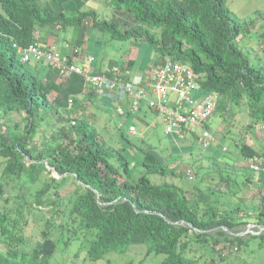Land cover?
Wrapping results in <instances>:
<instances>
[{"label": "trees", "instance_id": "16d2710c", "mask_svg": "<svg viewBox=\"0 0 264 264\" xmlns=\"http://www.w3.org/2000/svg\"><path fill=\"white\" fill-rule=\"evenodd\" d=\"M112 3L128 17L123 22L125 28L117 17L105 19L93 8L83 9L81 0L71 5L72 10L78 9L72 14L53 8L49 0H0V119L22 113L25 121L22 128L16 122L0 131V197L10 181L18 179L21 187L33 185L54 168L61 178L71 176L76 183L72 195L66 197L69 217L75 224L70 238L77 231L85 233L92 260L112 250L124 252L131 244L146 243L145 257L164 254L157 264H197L201 259L203 264H236L235 259H239L238 264H264L254 263L264 250V171L250 166L264 167V149L253 143H238L240 149L233 160L244 161L241 169H216L212 180L201 175L194 191L188 192L166 179L187 176L186 171L175 173L173 158L148 146L142 155L131 159L125 146L102 142L99 131L85 116L75 117L69 127L63 122L60 135L46 144L36 142L44 112L56 115L61 123V111L66 106L70 105L69 120L85 93L90 101L98 96L94 91L86 92L84 80L77 74L58 81L59 75L48 65L46 74L41 75L28 65L30 61H21L14 44L45 43L49 47L52 41L48 37L41 41V33L37 36L36 31L46 29L55 41L54 30L49 27L81 24L89 16L93 27L113 37L148 41L161 56L158 63L169 57L191 65L197 84L217 93V108L221 105L223 113L237 97L239 103L247 100L243 105L252 118L246 125L249 130L254 121L264 120V70L251 64L236 45L240 24L232 17L226 0ZM76 43L81 45L80 40ZM140 168L145 172L137 178ZM202 168L204 165H197L196 174ZM151 175L164 179L154 181ZM62 185L56 176H48L36 190L37 203L43 204L48 198L54 206L64 205L58 192ZM243 191H253L256 202L246 201L239 195ZM16 214L12 218L7 210H0V264H50L57 248V240L51 237L52 218L32 250L26 251L20 223L23 215L21 211ZM251 220L255 227L248 229ZM254 240H258L255 245ZM234 248L243 254L241 258L233 253ZM143 260L121 264H142Z\"/></svg>", "mask_w": 264, "mask_h": 264}, {"label": "rangeland", "instance_id": "374dc122", "mask_svg": "<svg viewBox=\"0 0 264 264\" xmlns=\"http://www.w3.org/2000/svg\"><path fill=\"white\" fill-rule=\"evenodd\" d=\"M49 1L53 8H63L69 14L78 12V9L72 10L71 8V5L77 3V0ZM81 2L83 3L81 6L83 9L93 8L97 10L101 18L117 17L121 19V26L125 28L123 22L127 21L128 17L124 15L123 11L114 8L112 0H81ZM226 4L232 17L240 24L241 32L236 39V45L251 64L264 70V0H226ZM92 23L93 19L89 16L81 24L49 27V30H54L53 39L55 41L52 40L50 34L47 35L46 29H42L41 32L38 30L36 34L40 36L39 33H41V41H43L42 38L48 37L49 41H52V45L55 44L60 50L64 45L65 50L63 53L68 52V54L75 56L74 50L78 49V62L80 64L88 56H92L94 58L92 64L94 68L107 69L112 66L125 70L126 76L129 75L128 77L136 84H139L143 78L147 79L151 66L161 60L159 52L144 39L139 37H113L108 31L93 27ZM78 40H80L81 45L76 43ZM43 46L47 47L48 45L43 44ZM28 65L41 75L46 74V71H48V64L44 61L32 59ZM58 81H62L61 77H58ZM83 84L85 86V83ZM195 88L193 91L195 97L204 96V93L209 92L200 84H197ZM175 96L176 94H173L172 98ZM238 98L240 97H237L236 101L227 104L224 110L225 113H223L221 105L218 106L208 121V126L214 134V140L206 147L203 146L200 130L185 131L181 135L166 134L161 117L144 101H141L140 108L135 109L130 114H127V110L124 114H119L116 111L117 104L110 99L98 96L95 97L94 101H90L87 95L82 98L81 104L77 106L78 111L72 110L70 116L72 118L69 120L70 112L67 109L70 105L61 111L63 117L61 123L56 115L44 112V118L37 129L35 140L40 145L46 144L60 135V125L63 122H65L66 127H69L75 117L85 116L99 131L102 142L118 148L125 146L129 155H131V159L134 156L142 155V149L151 146L160 151L164 157L173 158L171 159V167H173L175 173L179 174L188 168L191 169L194 179H189L184 174L179 177L167 176L166 179L181 185L188 192H193V186L198 182L201 175L212 180V176L217 175L216 169L222 171H225V168H229L230 171L237 167L241 169L240 165L244 163L241 160L242 158H237L241 160L240 162L233 160V157L239 152V142L253 143L255 147L264 149V130L262 128L264 120L254 121L249 130L246 125L252 121V118L245 109V105H243L248 101L239 103ZM125 109H127L126 106ZM16 122L20 123V128L25 125L22 113H15L6 119H0V131H6L9 125ZM131 126L135 128L134 133L128 131ZM121 131L126 134L129 140L122 136ZM197 165H204L199 175L196 174ZM48 168L51 169L50 166ZM206 168H209V170L206 171ZM144 172L145 169L140 168L136 173V177L139 178ZM237 172L239 171L234 173ZM48 176H56L59 183L62 182L63 184L58 188L60 200L65 203L61 207L54 206L48 198L44 200L43 204H38L36 201V190L43 185ZM151 178L154 181L164 179L157 175H151ZM75 188L76 183L71 176L61 178L53 168L50 175L44 172L38 182L33 185L24 184L21 187L18 179L9 182L6 193L0 197V210H7L12 218L17 217L16 211L22 212L23 217H21L20 223L24 226L25 244H23V248L26 251L32 250L37 239L41 236V231L47 229V220L52 218L51 237L57 240V248L49 259L50 264H107L108 262L121 264L130 261L137 262L142 258H144L142 264H157L163 259V253H150L145 257L148 249L146 243L131 244L124 252L112 250L100 259H90L88 257L89 237L82 231H77L76 235L70 238L75 224L73 220H70V203H67L66 197L72 195ZM239 195L245 197L248 202H256L257 200L253 191H243ZM55 198L58 202V196H55ZM235 201H238V199L235 198ZM61 210L63 211L61 212ZM247 226L248 229L255 227L254 220H251ZM257 241L254 240L253 244L255 245ZM233 253L237 254L239 258L243 256L235 248ZM257 255L259 257L254 259V263L264 261V250ZM249 258L247 257V259ZM201 261L203 259L197 264H203ZM238 261L239 259H235L236 264L239 263ZM246 263H248L247 260ZM209 264H213V262H209Z\"/></svg>", "mask_w": 264, "mask_h": 264}, {"label": "built area", "instance_id": "2783aa9c", "mask_svg": "<svg viewBox=\"0 0 264 264\" xmlns=\"http://www.w3.org/2000/svg\"><path fill=\"white\" fill-rule=\"evenodd\" d=\"M14 45L22 62L32 59L44 61L62 79L73 74L81 76L85 88L115 102L119 114H124L126 110L127 113L133 112L140 108L141 101H144L161 117L166 134L181 135L185 131L200 130L203 146H208L214 140L208 121L216 111L218 95L207 92L199 98L193 96L197 85V73L187 63L167 57L165 61L150 68L144 83L136 84L118 69L109 74L94 71L92 56H88L80 64L78 49L74 50V56L68 52L63 53L57 47H46L39 43H30L26 46ZM173 94H176L174 98H172ZM262 128L264 130V125ZM128 131L134 133L135 128L131 126ZM250 166L254 170L264 171L261 165L250 163ZM186 174L189 179H194L191 169L188 168Z\"/></svg>", "mask_w": 264, "mask_h": 264}, {"label": "crops", "instance_id": "0c3cea01", "mask_svg": "<svg viewBox=\"0 0 264 264\" xmlns=\"http://www.w3.org/2000/svg\"><path fill=\"white\" fill-rule=\"evenodd\" d=\"M41 44H43V43H41ZM45 44V43H44ZM50 47H57L55 44H53L52 46H50ZM58 48V47H57ZM59 49V48H58ZM61 50H62V52L65 50V47H64V45L61 47ZM158 62H160V60L158 61ZM158 62H156L155 64H157ZM154 64V65H155ZM93 67V66H92ZM152 67V66H151ZM94 68V67H93ZM120 70L121 72H123V73H125V76H126V72H125V70H121V69H119V68H116V67H112V66H109L107 69H102V68H100V69H97L96 67L94 68V71H99V72H101V73H107V74H109V73H111V72H113V71H115V70ZM128 75V74H127ZM129 76V75H128ZM127 76V77H128ZM143 80V81H142ZM141 80V82L139 83V84H142V83H144V81L146 80V78L144 79H142ZM86 89V88H85ZM87 91V93L90 91L89 89H86ZM95 94L97 95V96H99L96 92H95ZM204 94H206V93H204ZM85 95H86V93H85ZM199 97H202V95H200V96H197V98H199ZM127 114H130L129 112L127 113ZM188 136V135H187Z\"/></svg>", "mask_w": 264, "mask_h": 264}, {"label": "water", "instance_id": "95a60500", "mask_svg": "<svg viewBox=\"0 0 264 264\" xmlns=\"http://www.w3.org/2000/svg\"><path fill=\"white\" fill-rule=\"evenodd\" d=\"M53 169H54V168H53ZM54 171L56 172L57 175H59L55 169H54ZM59 176H60V175H59Z\"/></svg>", "mask_w": 264, "mask_h": 264}]
</instances>
